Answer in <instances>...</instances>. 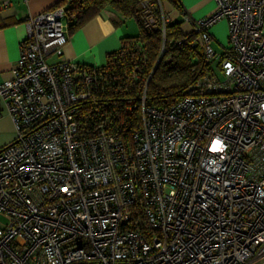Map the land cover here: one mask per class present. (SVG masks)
Returning <instances> with one entry per match:
<instances>
[{"label": "built area", "instance_id": "built-area-1", "mask_svg": "<svg viewBox=\"0 0 264 264\" xmlns=\"http://www.w3.org/2000/svg\"><path fill=\"white\" fill-rule=\"evenodd\" d=\"M214 3L192 21L202 65L166 108L145 104L139 61L51 59L69 40L66 5L27 17L0 83L14 127L0 148V264H264V0ZM150 5L139 19L155 29ZM135 83L140 117L123 136L101 98Z\"/></svg>", "mask_w": 264, "mask_h": 264}, {"label": "trees", "instance_id": "trees-1", "mask_svg": "<svg viewBox=\"0 0 264 264\" xmlns=\"http://www.w3.org/2000/svg\"><path fill=\"white\" fill-rule=\"evenodd\" d=\"M144 0H59L55 6L66 5L69 18V32L77 29L105 7L110 6L124 17L136 18L139 31L134 37H124L117 51L107 54L105 64L114 71H124L135 60L143 64L144 76L151 73L145 92V104L166 108L176 102L184 94L186 86L193 79V69L202 65L203 54L201 46L195 43L196 34L193 31L184 33L178 21L165 23V34L161 33V14L164 15L161 2L150 0L151 10L155 16L157 28L144 27L139 19ZM177 5L175 0H169ZM51 7V8H52ZM183 40V41H181ZM117 86V85H116ZM143 84H120L119 88L102 94V100L109 102L106 111L111 114L113 125L123 136L140 117V98ZM136 98L135 108L126 113L125 101ZM103 111H101L102 113ZM83 122L89 125V116L85 115Z\"/></svg>", "mask_w": 264, "mask_h": 264}, {"label": "crops", "instance_id": "crops-1", "mask_svg": "<svg viewBox=\"0 0 264 264\" xmlns=\"http://www.w3.org/2000/svg\"><path fill=\"white\" fill-rule=\"evenodd\" d=\"M59 0H9L0 8V83L12 77L11 68L19 56V43L25 38V20L51 8ZM169 0L161 2L165 18L178 21L184 33L192 31V21L203 17L214 9V0ZM134 17H124L114 8L107 6L83 25L69 33L63 54L52 60H69L88 66L103 65L107 54L119 50L121 39L134 37L139 25ZM210 32L213 44H223L227 33V22L222 19L214 23ZM14 137V127L6 109L0 112V148Z\"/></svg>", "mask_w": 264, "mask_h": 264}, {"label": "rangeland", "instance_id": "rangeland-1", "mask_svg": "<svg viewBox=\"0 0 264 264\" xmlns=\"http://www.w3.org/2000/svg\"><path fill=\"white\" fill-rule=\"evenodd\" d=\"M150 0H144L143 1V6L144 7H148L147 5H149L150 4ZM141 13V12H140ZM132 20L133 21H135V18H132ZM222 20V19H221ZM224 20V19H223ZM136 22V21H135ZM227 32H228V28H227ZM227 43H228V39H227V33H226V38H225V41H224V43L221 45V44H217V43H214V49L217 51V52H220L221 51V49H222V46L224 47L225 45H227ZM213 66V65H212ZM215 66V65H214ZM215 71L217 72V74L219 75V77H221L222 78V75H221V73L219 72V70L218 69H215ZM5 218L4 217H2V216H0V223H4L5 222Z\"/></svg>", "mask_w": 264, "mask_h": 264}]
</instances>
